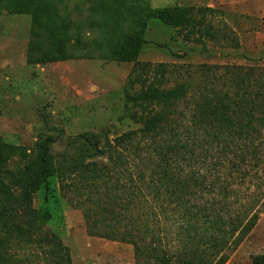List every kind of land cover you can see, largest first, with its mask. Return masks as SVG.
Wrapping results in <instances>:
<instances>
[{
    "label": "rangeland",
    "instance_id": "1",
    "mask_svg": "<svg viewBox=\"0 0 264 264\" xmlns=\"http://www.w3.org/2000/svg\"><path fill=\"white\" fill-rule=\"evenodd\" d=\"M15 1L0 0V138L14 147L5 165L12 171L25 162L21 152L32 154L42 138H52L56 157L78 134H105L112 139L139 126L127 117L125 99L132 62L115 55L136 29H142L143 39L138 60L169 65L174 80H199L198 66L203 63L234 65L241 72L254 67L255 76L264 73V0H25L30 13L6 6ZM167 6L213 8L207 20L215 38L184 40L175 26L155 17H147L143 27L134 22L140 8L152 11ZM36 9L38 18L33 14ZM58 44L67 57L45 61ZM215 70L218 76L225 74L223 67ZM50 186L46 196L39 185L29 184L27 199L43 229L68 246L71 264H135L130 243L88 235L82 210L72 204L71 194H61L54 179ZM227 188L229 195H219L222 201L210 193L195 199L200 207L208 205L210 212L215 208L220 213L221 231L202 233L194 222L181 228L180 211L167 206L168 218L166 213L158 216L167 235L160 233L152 243L149 238L141 240V247L179 255L190 254L192 248L206 253L216 249L217 257H226L224 264H251L253 255L264 254V168ZM144 210L150 207L145 205ZM147 215L135 211L134 222L139 219L143 225ZM253 217L252 229L242 234ZM213 237L217 247L208 242ZM11 252L14 264H54L30 246L13 247Z\"/></svg>",
    "mask_w": 264,
    "mask_h": 264
},
{
    "label": "trees",
    "instance_id": "2",
    "mask_svg": "<svg viewBox=\"0 0 264 264\" xmlns=\"http://www.w3.org/2000/svg\"><path fill=\"white\" fill-rule=\"evenodd\" d=\"M6 6L17 13L31 12L25 0ZM140 10L134 22L142 27L147 17H155L175 26L184 40L215 38L207 20L213 8ZM38 13V9L33 11L35 18ZM142 41V29H136L115 51L119 60L132 62L124 89L127 117L139 125L136 129L112 139L105 134H78L56 157L52 138H42L32 154L21 152L25 162L17 171L5 167L14 147L0 138V264H14L13 247L29 246L54 264H71L68 246L43 229L37 210L27 199L29 184L39 185L47 196L53 179L60 193L71 194L72 204L82 210L86 233L130 243L135 264L225 263L226 257H217L216 249L206 253L192 248L190 254L179 255L148 247V252L140 241L149 238L152 243L160 233L167 235L158 219L160 213L168 218L167 206L180 211L181 228H190L194 222L202 233L222 230L220 213L215 208L210 212L208 205L200 207L195 199L209 193L213 198L223 192L227 196V187L264 168V73L255 76L254 67L241 72L234 65L203 63L198 66L197 83L184 77L174 80L169 65L138 60ZM66 57L58 44L45 61ZM221 67L226 75L218 76L215 69ZM145 205L150 207L148 212ZM135 211L148 213L141 226L139 219L134 222ZM151 222L157 224L151 226ZM255 222L251 218L242 234ZM212 239L208 242L217 247L218 240ZM251 264H264V254L253 255Z\"/></svg>",
    "mask_w": 264,
    "mask_h": 264
}]
</instances>
